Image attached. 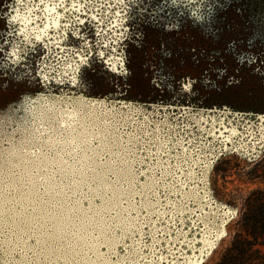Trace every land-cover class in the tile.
Listing matches in <instances>:
<instances>
[{
  "label": "rangeland",
  "instance_id": "rangeland-1",
  "mask_svg": "<svg viewBox=\"0 0 264 264\" xmlns=\"http://www.w3.org/2000/svg\"><path fill=\"white\" fill-rule=\"evenodd\" d=\"M230 1L236 14H246L249 45L263 47L264 15L254 8L257 3L264 7V0H251L243 7L239 0ZM5 6L0 5V26L4 28L8 19L7 28L11 29V17H23L27 9H17L5 18ZM90 15L95 16V11ZM65 16L62 14L60 19L64 21ZM116 24L112 21L109 27ZM51 29L45 33L28 25L24 40L29 42L33 35L36 42L47 37L62 45L63 39L50 37ZM3 31L6 34L5 28ZM257 39L262 40L261 46L254 44ZM115 51L114 47L106 59L109 70H113L110 60L118 57ZM41 53L44 58V51ZM76 54L62 64L65 74L75 79L68 87L66 81L57 78L51 89L56 95L50 93L55 97L47 98L42 97L47 95L42 91L48 90L52 82L45 80L35 64L9 63L3 58L5 53H0V108H24L15 134L5 135L0 141V262L264 264L262 217L255 211L258 204L264 205V115H259L257 132L246 126L239 131L228 124L227 107L219 110L223 115L211 110L196 122V129L205 133L199 152H185L187 148L183 147L185 156L176 152L180 157H175L176 164L171 163V156L165 160L143 158L141 165L147 166L139 173L134 167L137 138H125L111 121L129 117V108L111 110L108 105H118L111 102L118 95L111 92L116 90L111 84L117 80L104 73L94 60L88 66H74L73 60H81V54ZM257 73L262 77L261 72ZM137 74L128 75L131 83L140 82ZM140 79L146 90V77ZM217 79L222 81L224 77L218 75ZM57 92L60 97L72 98L71 107L81 113L80 119L68 120L64 110L69 105H64ZM103 106L106 116L99 112ZM141 113L147 116L145 111ZM53 116L72 123L73 134L50 123ZM41 125L47 130L42 136L36 132ZM234 137L243 140L240 147H232ZM155 147L157 153L162 144ZM162 161L167 163L161 165ZM171 165H176L172 169L174 177L166 175ZM89 168L95 173L81 175Z\"/></svg>",
  "mask_w": 264,
  "mask_h": 264
},
{
  "label": "trees",
  "instance_id": "trees-1",
  "mask_svg": "<svg viewBox=\"0 0 264 264\" xmlns=\"http://www.w3.org/2000/svg\"><path fill=\"white\" fill-rule=\"evenodd\" d=\"M28 1L31 4V0ZM239 1L241 7L244 3L251 4V0ZM102 2L105 5L102 11L101 4L96 3L95 0L89 5L96 15L103 17L93 28L85 25L81 33L72 31V25L50 30L51 38L55 36L60 40L63 39V51H57L62 45L52 42V39L48 40L47 37L41 42H36L33 35L29 38V42L24 40V51L19 57L20 64L31 61L45 80L52 82L47 85L48 90L42 91V95L48 96L42 97H55L49 95L50 93L56 95L51 89L55 88L53 84L57 82V78L66 81L65 84L69 87L70 80L73 81L75 76H67L62 64L63 60L71 61L73 57H77L76 52L81 54V60H73L74 66L85 63L88 66L93 60L100 63L104 73L107 72L117 80L116 83L111 84L116 90L110 91L115 95L118 94L111 101L118 105L113 106L108 102L109 107L111 110L129 108V117L120 121L114 119L111 121L117 124V131L125 138L130 136L137 138L139 146L135 151L137 158L134 167L139 173L147 166L141 165L143 158L151 160L152 157L157 160L160 157L165 160L167 156H171V163L176 164V152H179L180 157L181 155L184 157L182 148H191L188 144L181 147V141L172 143L165 141L157 153H155L156 147L149 150L151 146L146 143L147 138L144 133L153 131L157 125L177 128L179 122L190 132L201 131L196 129L199 117L211 110L216 115L221 114L219 110L227 107L226 117L230 120L228 124L235 125L239 131L243 130L244 126L258 131L259 115H264V45L261 46V39L255 40L254 43L261 46L260 49L258 46L249 45V36L245 28L246 14L241 15L237 11V14H240L237 15L233 1L124 0L120 3V0H102ZM0 5L2 7L6 5L5 18L11 17V13L17 9L26 8L19 0H0ZM254 9L255 11L261 9L264 15L262 4L257 3ZM65 14L66 20L68 14ZM80 14L81 17L84 16L83 13ZM72 15L75 17L76 13ZM109 20L117 21V24L109 27L111 26ZM6 21L8 22V19ZM8 24L13 28L14 24L11 20ZM4 28L0 26V33L3 35H5ZM169 40H172L174 45ZM114 47L116 55L122 58L124 72L113 71L111 68L109 70L108 66H105L106 59ZM101 50L104 51V56L101 55ZM33 51L37 53L33 55ZM43 51L45 55L47 54L44 58L41 57ZM240 54H246L251 59L242 60ZM32 56L35 57L33 60H31ZM84 57L86 59H83ZM116 63V60L111 59L108 64L112 66ZM258 71L262 74L260 78ZM131 73H140L137 74V79L140 81L138 84L129 81L128 75ZM218 75H222L224 79L219 81ZM140 76L146 77L144 80L148 81V90L142 89ZM189 82L190 85L192 84L190 87L187 86ZM202 85L205 90H200ZM82 92L89 96L88 92L83 90ZM57 97L63 99L64 105L67 103L69 105L67 97L60 95ZM105 110L106 107L103 106L99 112ZM143 111L147 116L141 113ZM215 117L218 120V117ZM141 128H144L142 132H140ZM177 130L180 131L178 128ZM233 140L232 147L242 145L240 141L243 140L240 138L234 137ZM208 148L212 149V146L209 145ZM147 153H151V156L149 157ZM258 205L255 211L262 217L261 233H263L264 205Z\"/></svg>",
  "mask_w": 264,
  "mask_h": 264
},
{
  "label": "snow or ice",
  "instance_id": "snow-or-ice-1",
  "mask_svg": "<svg viewBox=\"0 0 264 264\" xmlns=\"http://www.w3.org/2000/svg\"><path fill=\"white\" fill-rule=\"evenodd\" d=\"M19 2L27 9L25 15L23 17L12 16L11 21L14 26L11 29L7 28V21H5L6 34L0 36V53H5L3 58L9 63H20L19 57L24 51V33L27 30L28 25L37 27L45 33L51 28H61L72 25V31L81 33L83 31V26L87 25V27L93 28L103 19L99 14L95 16L90 15L92 9L89 5L93 4L94 0H31V4L28 3V0H19ZM95 2L101 4L102 11L105 7L102 0H95ZM123 2L124 0H120V3ZM37 9L39 11H37ZM64 13H67L68 15L67 19L62 21L60 17ZM72 13H76L75 17H73ZM80 13L84 14V18H81ZM88 21H92V23H88ZM108 23L110 24L111 21L109 20ZM70 34L71 32L69 35ZM61 35H63V33H61ZM36 39L40 40L41 37L37 36ZM240 55L242 60L251 59L246 54ZM83 59H86V57ZM116 61L117 63L112 65L113 71L124 72L125 69L122 67V58L116 57ZM187 86H191L190 82ZM71 100L72 98L68 97L69 106L65 108L64 114L68 116L69 121H76L81 118V113L70 106ZM23 111V105H12L10 108H0V141L4 140L5 135L15 134L17 131L15 125L22 119L21 114ZM173 118L175 119V117ZM50 123L56 124L58 128L63 129L64 132L68 133L70 136L75 131L73 124L65 121L63 118L57 119L55 116L50 117ZM177 128L180 129V131H178ZM177 128L157 125L154 127L153 132L145 131L144 136L147 138L146 143L151 147H155L158 143L164 144L165 141L168 143L181 141V147H183L184 144L191 145L190 149H184L185 152L193 150L199 152L202 141L205 138L204 134L200 133L198 130L190 132L179 122ZM45 131L47 130L43 125L36 129V132L41 136L44 135ZM63 134L64 133L62 132L61 135ZM233 134L235 135V133ZM72 143H75V140H73ZM84 143L90 144L91 140H85ZM141 150H143V148ZM126 151L130 150L126 149ZM177 159H180V157H177ZM183 162L186 164L189 163L187 159H184ZM165 163H167V161H162L161 165ZM173 168H176V165H171L168 168L166 175L174 177L175 173L172 171ZM87 171L95 173L94 168H89L82 171L81 175L86 176ZM93 179L95 180L96 177L93 176ZM209 246L214 247V244H210ZM0 264H2V262H0Z\"/></svg>",
  "mask_w": 264,
  "mask_h": 264
}]
</instances>
